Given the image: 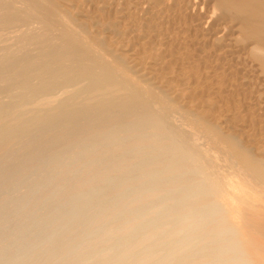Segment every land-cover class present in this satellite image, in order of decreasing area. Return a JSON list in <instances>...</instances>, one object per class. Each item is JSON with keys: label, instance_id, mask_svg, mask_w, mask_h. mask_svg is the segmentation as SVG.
I'll use <instances>...</instances> for the list:
<instances>
[{"label": "bare ground", "instance_id": "1", "mask_svg": "<svg viewBox=\"0 0 264 264\" xmlns=\"http://www.w3.org/2000/svg\"><path fill=\"white\" fill-rule=\"evenodd\" d=\"M0 264H264V0H0Z\"/></svg>", "mask_w": 264, "mask_h": 264}]
</instances>
